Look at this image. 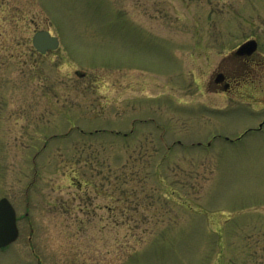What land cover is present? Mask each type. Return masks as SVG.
<instances>
[{
    "label": "rangeland",
    "instance_id": "rangeland-1",
    "mask_svg": "<svg viewBox=\"0 0 264 264\" xmlns=\"http://www.w3.org/2000/svg\"><path fill=\"white\" fill-rule=\"evenodd\" d=\"M263 119L264 0H0V264H264Z\"/></svg>",
    "mask_w": 264,
    "mask_h": 264
},
{
    "label": "water",
    "instance_id": "water-1",
    "mask_svg": "<svg viewBox=\"0 0 264 264\" xmlns=\"http://www.w3.org/2000/svg\"><path fill=\"white\" fill-rule=\"evenodd\" d=\"M33 47L40 53L56 49L59 45L58 38L46 29L34 32L31 38ZM255 39H248L241 43L234 51L237 55H249L256 50ZM79 75H83L80 73ZM219 79L216 78V81ZM18 228L14 207L6 197L0 198V247H5L17 238Z\"/></svg>",
    "mask_w": 264,
    "mask_h": 264
},
{
    "label": "flooded vegetation",
    "instance_id": "flooded-vegetation-1",
    "mask_svg": "<svg viewBox=\"0 0 264 264\" xmlns=\"http://www.w3.org/2000/svg\"><path fill=\"white\" fill-rule=\"evenodd\" d=\"M252 54L237 55L234 52L231 53V55H229V57L235 59V61L240 63L241 66L237 70L236 69L232 70L228 74H227V72H225L222 69H217V71H214L213 76L211 77V80L208 83L210 89H213V90L218 91V92L220 91L222 93L231 92L233 89H239L240 87L245 85V83H246L245 81L247 79L246 76L248 75V73H256V75H259V74H257L258 73L257 71H252V69L250 68L251 64L260 65V62H256V61H253L250 59ZM261 67L262 66H260L259 69ZM216 78H218L219 80L216 81ZM137 120L141 121V119H137ZM263 124H264V119H263ZM263 124L260 126V123H259L258 127L256 129L262 128ZM249 130H251V129L248 128L244 132L246 133ZM175 142L180 143L179 140H177Z\"/></svg>",
    "mask_w": 264,
    "mask_h": 264
}]
</instances>
